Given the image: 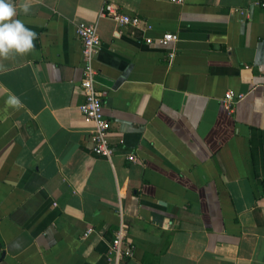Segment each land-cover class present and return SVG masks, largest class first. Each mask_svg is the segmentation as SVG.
<instances>
[{"label": "crops", "instance_id": "crops-1", "mask_svg": "<svg viewBox=\"0 0 264 264\" xmlns=\"http://www.w3.org/2000/svg\"><path fill=\"white\" fill-rule=\"evenodd\" d=\"M11 2L37 38L0 60V264H116L120 223L125 264H264V0ZM106 2L140 23L101 16ZM81 21L101 38L111 158L79 107ZM228 89L245 93L230 110Z\"/></svg>", "mask_w": 264, "mask_h": 264}, {"label": "built area", "instance_id": "built-area-1", "mask_svg": "<svg viewBox=\"0 0 264 264\" xmlns=\"http://www.w3.org/2000/svg\"><path fill=\"white\" fill-rule=\"evenodd\" d=\"M172 1L183 3L185 0ZM100 15L114 18L119 24L138 25L141 21L139 16L120 11V8L114 2H106L100 10ZM76 33L82 42L83 58L85 61L83 77L81 80L85 99L79 107L86 120L93 124V127L90 130L93 152L111 158L115 150L109 138L110 122L105 116L103 110L102 98L105 92L100 90L96 85L98 70L94 64L95 56L101 44L100 34L95 23H87L83 21L76 24ZM178 38L177 33L165 32L159 38V43L163 46H169L171 43H175ZM174 54L175 51L169 53L170 57H173ZM244 96V92L228 89L224 92L222 97L223 105L229 110L233 109L235 104L242 100ZM125 156L132 162L138 161V156L135 153L129 152ZM90 232H92V228L86 230L87 235ZM110 248L116 264H125L126 260L133 256L134 245L129 241L128 233L123 223H120L115 231Z\"/></svg>", "mask_w": 264, "mask_h": 264}, {"label": "clouds", "instance_id": "clouds-1", "mask_svg": "<svg viewBox=\"0 0 264 264\" xmlns=\"http://www.w3.org/2000/svg\"><path fill=\"white\" fill-rule=\"evenodd\" d=\"M19 7L25 14L30 11V4L27 2L21 3ZM16 15L17 9L11 0H0V60L27 55L35 47L37 34L27 28L21 20L13 19ZM4 70L5 65L0 63V71ZM6 104L17 110L23 107L15 94L9 95Z\"/></svg>", "mask_w": 264, "mask_h": 264}]
</instances>
